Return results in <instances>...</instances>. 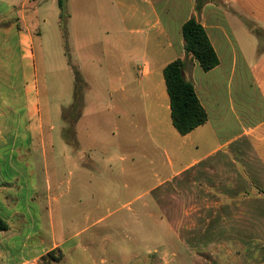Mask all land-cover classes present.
<instances>
[{
	"label": "crops",
	"instance_id": "0c3cea01",
	"mask_svg": "<svg viewBox=\"0 0 264 264\" xmlns=\"http://www.w3.org/2000/svg\"><path fill=\"white\" fill-rule=\"evenodd\" d=\"M28 1L22 0L19 17L0 11L1 186L2 179L25 172L24 162L45 133L34 33L22 14L33 5ZM116 4L119 21L105 23V59L92 66L99 78L82 70L85 109L72 132L77 136L91 114L102 121L100 134L116 138L119 158L129 159L137 174L148 159L150 180L140 186L141 179L130 178L119 192L127 193L129 204L141 199V208L154 211H97V202L93 207L99 191L108 192L117 176L111 175L115 148L100 146V171L91 137L89 148L72 144L83 154L77 178L90 206L57 211V222L54 211H0L8 223L0 231V264H264V0ZM190 16L205 28L219 64L203 71L186 58L183 74L194 84L207 120L180 135L170 119L162 71L184 57L181 26ZM248 23L263 33L251 51L238 41V35L254 33ZM100 79L105 85H98ZM93 98L96 108H90ZM99 177L106 180L103 189Z\"/></svg>",
	"mask_w": 264,
	"mask_h": 264
},
{
	"label": "rangeland",
	"instance_id": "374dc122",
	"mask_svg": "<svg viewBox=\"0 0 264 264\" xmlns=\"http://www.w3.org/2000/svg\"><path fill=\"white\" fill-rule=\"evenodd\" d=\"M123 1L139 4L150 0ZM21 3L22 0H0V11L9 18L19 17ZM30 3H33L32 7H26L22 14L25 24L34 33L32 39L33 65L39 92V110L45 133L42 141H36V146L33 147L29 159L24 162L25 172H21L20 169L18 175L2 179L0 211H54L57 222V211L87 209L91 200L84 192L85 187L77 178L76 167V162L83 154H80L72 144L79 143L80 146L89 148L91 137L94 139V149L98 148L96 152L93 150L92 154L95 160L96 158L99 160L98 170L100 171L103 170L100 161V146L106 144L115 148V152L110 153V159H113L111 175L117 176L108 192L99 191L97 201L95 199L93 201V207L97 202V211H130V208L134 211H154L150 207L141 208L140 204L143 202L141 199L129 204L130 198L125 195L127 193L119 192L124 189V183L128 184L130 178L134 181H137V178L141 179L140 186L150 180L151 171L149 172V165L146 163L148 159L143 161V168L138 169L139 174H137L136 169L130 168L129 159L119 158L123 156V151L121 148H116V138L110 136L109 133L108 136L99 133L101 132V120H92L93 116L87 114L76 136L72 132L74 122L72 120L68 122L66 119V116H69V108L74 103L73 68L79 71L82 78V70L87 69L95 73L97 79L99 78L100 74L95 72L96 67L92 66L93 63L97 66L98 60L103 63L105 59L102 53V41L106 36L107 18L119 21L120 10L116 0H64L62 17H60L61 10L56 0H29L26 4ZM89 38L92 48L87 45ZM238 41L244 47L253 49L259 38L256 33H251L249 36L238 35ZM91 49L94 50L93 55L89 52ZM84 82L87 87L85 80ZM97 82L99 86L105 85L103 79ZM105 89L106 87L102 88V99L108 98ZM80 90V97L84 103L86 88L83 87ZM94 99L90 101V108L98 106L97 102L93 104ZM100 102L104 103V100ZM83 109L85 108L82 104L79 116L82 115ZM63 117L65 119H62ZM84 124H89V128H85ZM50 125L53 126L51 133L47 132ZM134 164L135 167L138 165L137 162ZM47 181L51 189L47 188ZM98 181L99 187L105 188L103 184L106 180L102 181L99 177ZM258 250L263 249L258 248Z\"/></svg>",
	"mask_w": 264,
	"mask_h": 264
},
{
	"label": "trees",
	"instance_id": "16d2710c",
	"mask_svg": "<svg viewBox=\"0 0 264 264\" xmlns=\"http://www.w3.org/2000/svg\"><path fill=\"white\" fill-rule=\"evenodd\" d=\"M56 1L61 10L60 17H62L64 13V0ZM201 1L202 0H196L198 3H201ZM247 25L257 34L258 38L263 36L262 31L252 23H248ZM181 34L184 57H178L167 63L162 73L169 99L172 125L180 135H185L196 127L204 124L207 120L206 110L201 105L196 95L194 84L183 74L185 60L187 57H191L196 60L203 71H208L219 64V59L207 36L205 28L194 16H190L183 22ZM73 74L74 103L69 108V116H66L68 122H70V120L75 122L80 115L81 106L83 104L80 97V89L83 87L87 88L77 69L73 68ZM63 119L65 118L63 117ZM7 229L8 223L0 217V231Z\"/></svg>",
	"mask_w": 264,
	"mask_h": 264
}]
</instances>
